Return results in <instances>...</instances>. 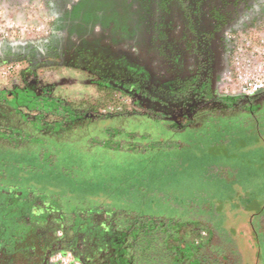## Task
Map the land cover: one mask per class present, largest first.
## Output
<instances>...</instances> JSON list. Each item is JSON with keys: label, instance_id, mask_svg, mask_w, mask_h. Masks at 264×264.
Here are the masks:
<instances>
[{"label": "rangeland", "instance_id": "obj_1", "mask_svg": "<svg viewBox=\"0 0 264 264\" xmlns=\"http://www.w3.org/2000/svg\"><path fill=\"white\" fill-rule=\"evenodd\" d=\"M202 25L217 91L264 84V0H203ZM191 38L174 0H0V89L37 79L77 110L114 112L127 98H111L109 80L175 86L194 70ZM215 123L165 140L155 128L141 148L67 135L49 155L1 148L0 182L123 209L136 223L187 221L192 242L207 240L228 264H264V105Z\"/></svg>", "mask_w": 264, "mask_h": 264}, {"label": "flooded vegetation", "instance_id": "obj_2", "mask_svg": "<svg viewBox=\"0 0 264 264\" xmlns=\"http://www.w3.org/2000/svg\"><path fill=\"white\" fill-rule=\"evenodd\" d=\"M174 2L192 35L193 72L172 87L153 86L142 79L109 80L108 87L119 93L111 98H127V105L114 112H68L70 119L53 124L69 128L68 132L55 130L52 136L56 140L70 135L76 140L86 137L90 143L109 149L141 148L147 146L144 141L157 126L164 133L181 134L203 130L209 120L230 119L232 111L256 117L264 105V86L242 95L215 89L213 59L207 46L212 34L202 25L203 0ZM18 88L49 96L54 91L53 86L37 79L13 89ZM125 124L132 128L126 129ZM93 128L103 137L91 136ZM135 138L144 140L133 142ZM180 226L178 238L193 234L194 225ZM142 233H147V224L133 222L126 210L65 203L45 191L0 182V264H57L61 253H70L80 264H137Z\"/></svg>", "mask_w": 264, "mask_h": 264}, {"label": "trees", "instance_id": "obj_3", "mask_svg": "<svg viewBox=\"0 0 264 264\" xmlns=\"http://www.w3.org/2000/svg\"><path fill=\"white\" fill-rule=\"evenodd\" d=\"M73 110L76 108L70 102L53 94H38L20 88L0 89V149L33 152L39 148L40 155H49L51 152L48 146L56 140L52 136L55 130L69 131L67 126L58 127L53 124L70 119L66 113ZM214 121H207L205 127L209 129L211 126L208 122ZM155 128L159 133L158 139L165 140L164 135L167 133L159 129V126ZM98 132L94 136L103 137L101 131ZM153 133L147 139H151ZM148 223L147 233L141 234L142 239L137 244V264H228L225 257L210 251L213 244L207 240L195 244L189 236H176L177 229L187 221L174 220L164 224L150 219Z\"/></svg>", "mask_w": 264, "mask_h": 264}, {"label": "built area", "instance_id": "obj_4", "mask_svg": "<svg viewBox=\"0 0 264 264\" xmlns=\"http://www.w3.org/2000/svg\"><path fill=\"white\" fill-rule=\"evenodd\" d=\"M262 86H264V84L262 82L251 81L248 83L247 86H245L244 91L252 93V92L260 89Z\"/></svg>", "mask_w": 264, "mask_h": 264}]
</instances>
